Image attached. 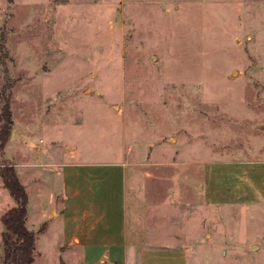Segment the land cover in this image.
<instances>
[{
    "label": "rangeland",
    "instance_id": "obj_1",
    "mask_svg": "<svg viewBox=\"0 0 264 264\" xmlns=\"http://www.w3.org/2000/svg\"><path fill=\"white\" fill-rule=\"evenodd\" d=\"M7 100L24 147L0 164L53 147L121 194L113 165L135 161L189 264H264V0H0ZM46 172L27 188L36 264H72Z\"/></svg>",
    "mask_w": 264,
    "mask_h": 264
},
{
    "label": "crops",
    "instance_id": "obj_2",
    "mask_svg": "<svg viewBox=\"0 0 264 264\" xmlns=\"http://www.w3.org/2000/svg\"><path fill=\"white\" fill-rule=\"evenodd\" d=\"M14 134L4 150V157L8 159L11 158L5 154L9 144L16 142L20 146L24 145V133L19 132L18 128ZM60 151L62 156H66L68 151L74 150L64 151L60 147L58 152ZM27 152H30L27 159L15 161L16 171L26 189L30 184L33 186L35 182L43 180L47 175L46 171L60 174L57 178L58 188L51 196L52 216L49 219H61L58 228L62 239L61 246L63 249L73 250L70 253L74 257L72 264H189L187 252L179 249L175 230H170L171 226L155 219L156 212L151 208L154 197L149 198L148 180L137 170L135 161L113 165L123 176L120 185L122 192L117 194L114 189L107 187L114 182L109 179L110 174L87 173L74 168L68 162L56 159L53 147L38 153V157L44 156L47 160H31V153L37 155V152ZM93 180L104 184L100 194L86 183ZM14 205L16 202L4 187L0 176V262L4 253V225L1 216ZM44 224L46 226L43 231H40L41 228L35 231L37 240L33 264H36L40 254L37 246L39 233L49 232L47 223ZM172 228L176 229V226Z\"/></svg>",
    "mask_w": 264,
    "mask_h": 264
},
{
    "label": "trees",
    "instance_id": "obj_3",
    "mask_svg": "<svg viewBox=\"0 0 264 264\" xmlns=\"http://www.w3.org/2000/svg\"><path fill=\"white\" fill-rule=\"evenodd\" d=\"M0 153H3L13 130V114L7 100L0 113ZM0 176L4 187L14 198L16 205L6 209L1 216L4 225L2 246L4 253L0 264H33L36 250L37 233L27 226L29 194L19 178L15 165L3 160L0 165ZM44 224L40 231L45 229ZM60 264H65L61 260Z\"/></svg>",
    "mask_w": 264,
    "mask_h": 264
},
{
    "label": "water",
    "instance_id": "obj_4",
    "mask_svg": "<svg viewBox=\"0 0 264 264\" xmlns=\"http://www.w3.org/2000/svg\"><path fill=\"white\" fill-rule=\"evenodd\" d=\"M255 248V246L252 247V249Z\"/></svg>",
    "mask_w": 264,
    "mask_h": 264
}]
</instances>
